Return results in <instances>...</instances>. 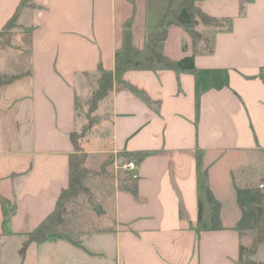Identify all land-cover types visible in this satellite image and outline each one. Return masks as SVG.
Listing matches in <instances>:
<instances>
[{"label":"crops","instance_id":"obj_1","mask_svg":"<svg viewBox=\"0 0 264 264\" xmlns=\"http://www.w3.org/2000/svg\"><path fill=\"white\" fill-rule=\"evenodd\" d=\"M21 1L0 0V198L8 211L4 222L0 201V264H240L264 199V0H198L220 24L197 22L195 42L186 28L170 25L158 44L171 59L193 56L194 70H127L114 80L99 103L107 110L80 144L116 167L118 159L136 165L124 167L113 186L110 222L48 234L28 243L23 257L27 233L68 184L70 133L83 125L78 102L90 97L99 64L113 71L130 16L133 44L142 47L165 5ZM155 9L164 11L153 28ZM172 32L175 53L167 45ZM198 152L204 229L197 228ZM253 258L264 263V241Z\"/></svg>","mask_w":264,"mask_h":264},{"label":"trees","instance_id":"obj_2","mask_svg":"<svg viewBox=\"0 0 264 264\" xmlns=\"http://www.w3.org/2000/svg\"><path fill=\"white\" fill-rule=\"evenodd\" d=\"M27 0H22L19 6L24 5ZM198 0H180L176 7L171 11L169 20H164L165 13L159 21V27L149 32L145 38L142 47H137L132 41V16L126 19L121 30V43L116 48L114 53V69L106 70L101 64L98 66L99 75L96 83L87 100L88 108L93 111L98 104L108 96L111 91L114 80H119L122 74L127 70H142V69H175V70H194L193 56H186L175 60L166 56L159 48L158 44L165 40L168 33V26L179 25L186 28L192 40L195 42L201 38V35L194 30V25L197 22L218 26L220 21L207 15L200 10L196 5ZM163 2L171 6V0H149L148 7L162 6ZM15 15L10 18L3 27V31L10 30L14 25ZM261 77L264 80V75ZM3 81L0 80V86ZM131 89L139 96L145 98L142 92L131 87ZM80 132V131H79ZM77 131L70 133V139L74 147V151L69 155L68 163V184L63 188L56 200L54 209L30 232L27 233L24 242L19 250L20 256L23 257L24 251L28 243L39 241L45 238L48 234L57 233L66 235L72 232H78L84 229H90V226L82 227L75 221L74 216H70V210L75 205V200L80 196H86L89 193L87 180L91 175H98L105 171V167L99 169H91L85 165L87 154L82 150L78 140L81 138ZM112 160V157H109ZM197 160V191H198V229L208 227L207 211L204 199V176L200 169L201 153H196ZM4 208L5 222L8 217L6 209L7 201L0 198ZM257 224L256 232L252 243L249 247L240 246L239 248V263L240 264H264L256 261L253 258L257 246L264 241V199L262 205L255 208ZM73 218V219H72ZM76 224V226H75ZM100 227H91V229H99Z\"/></svg>","mask_w":264,"mask_h":264},{"label":"rangeland","instance_id":"obj_3","mask_svg":"<svg viewBox=\"0 0 264 264\" xmlns=\"http://www.w3.org/2000/svg\"><path fill=\"white\" fill-rule=\"evenodd\" d=\"M177 0H173L175 3ZM163 5H165V18L164 20H169L171 11L174 7L173 4L171 6L167 5L165 2H163ZM163 10V11H164ZM162 10L155 9L152 11L150 15L153 17V28H156V18H160L162 13ZM155 17V20H154ZM201 39V38H199ZM177 40H178V34L172 32L169 35L168 39V49L175 53L176 46H177ZM104 107L97 106L96 109L91 111L87 104V99H83L80 102H78V115L79 120L82 122V126L78 127V135L81 132L82 136L78 140L79 144L84 140L85 137L89 136L90 133H92V129L94 127H97L99 125V122L101 121V117L103 115V111L107 110V104H104ZM98 116H100L98 118ZM80 126V125H79ZM80 131V132H79ZM104 161V159L94 158L93 156H86L85 159V165L91 169H99V167L103 166L105 167V171L103 173H99L98 175H91L89 179L87 180V186L89 187V193L86 196L80 195L75 200V205L70 210L69 215L75 217V221L77 222V225L81 223L82 227H103L104 225H108L110 222V216L108 213L111 211L112 206V191L113 186L115 185L116 180L121 181L123 178L124 173V167L123 165L125 163H121L122 160L118 159L117 167L114 164V160L111 161V159L106 158L104 163L100 166L101 162ZM264 167V165H263ZM97 204H100L103 211V214H96L93 211V207ZM108 211V213H107ZM73 219V218H72ZM76 226V224H75Z\"/></svg>","mask_w":264,"mask_h":264},{"label":"built area","instance_id":"obj_4","mask_svg":"<svg viewBox=\"0 0 264 264\" xmlns=\"http://www.w3.org/2000/svg\"><path fill=\"white\" fill-rule=\"evenodd\" d=\"M123 167L130 169V170H134L136 168V165L134 162H127L123 165ZM258 187L264 191V181H261L258 185Z\"/></svg>","mask_w":264,"mask_h":264},{"label":"water","instance_id":"obj_5","mask_svg":"<svg viewBox=\"0 0 264 264\" xmlns=\"http://www.w3.org/2000/svg\"><path fill=\"white\" fill-rule=\"evenodd\" d=\"M93 211L96 213V214H100L103 212V209L101 207L100 204H97L96 206L93 207Z\"/></svg>","mask_w":264,"mask_h":264}]
</instances>
